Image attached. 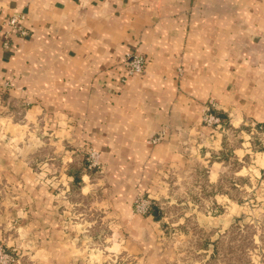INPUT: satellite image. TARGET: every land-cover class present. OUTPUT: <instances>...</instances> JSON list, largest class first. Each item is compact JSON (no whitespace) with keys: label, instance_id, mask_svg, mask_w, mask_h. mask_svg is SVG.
Instances as JSON below:
<instances>
[{"label":"crops","instance_id":"obj_1","mask_svg":"<svg viewBox=\"0 0 264 264\" xmlns=\"http://www.w3.org/2000/svg\"><path fill=\"white\" fill-rule=\"evenodd\" d=\"M17 13L29 34L6 48ZM133 53L147 58L142 76L126 75ZM209 100L217 128L203 124ZM253 124L264 125V0H0V241L33 264L87 259L75 245L89 241V199L129 243L155 222L210 231L262 205ZM88 146L102 187L85 185ZM141 191L164 211L136 215Z\"/></svg>","mask_w":264,"mask_h":264},{"label":"rangeland","instance_id":"obj_2","mask_svg":"<svg viewBox=\"0 0 264 264\" xmlns=\"http://www.w3.org/2000/svg\"><path fill=\"white\" fill-rule=\"evenodd\" d=\"M85 158L86 172L90 175L85 185L104 186L103 170L89 169ZM143 194L139 192L134 203ZM74 207L72 218L78 222L76 216L80 212ZM81 209L86 210L83 221L88 222L89 241L74 245L88 254L87 259H81L82 264H264V201L257 207L229 212L233 217L230 223H221L210 231L199 226L174 228L155 222L146 234L142 233V241L135 239L132 243H129L128 234L120 236L119 226L115 225L107 207L103 212L99 208L96 210V205L89 199L83 201ZM155 209L159 213L164 211L159 207ZM133 211L142 216L135 212L134 204ZM77 232L73 229L72 233ZM18 264L33 262L19 254Z\"/></svg>","mask_w":264,"mask_h":264},{"label":"built area","instance_id":"obj_3","mask_svg":"<svg viewBox=\"0 0 264 264\" xmlns=\"http://www.w3.org/2000/svg\"><path fill=\"white\" fill-rule=\"evenodd\" d=\"M26 20V15L24 13H17L10 17L7 21V25L10 30L4 35V47H11L9 40L12 35H19L26 37L29 34L28 29L25 27L24 22ZM126 66V75L129 76H142L146 71L147 58L142 54L133 53L130 54L125 63ZM124 81V79H123ZM9 87V84L6 85ZM216 108V104L213 100H209L205 104L202 112L203 124L209 128H217L222 124V120L217 116L213 109ZM252 130L256 132L264 131V125H251ZM162 139V136L159 135L151 140L153 144H157ZM86 162L87 166L91 170H103V166L100 162L99 153L92 147L88 146L86 148ZM155 207H159L160 210H163V207L158 206L152 198L146 196L145 194L139 196L134 203V210L142 216H148L153 213ZM19 263V254L17 248H8L4 242L0 241V264H18Z\"/></svg>","mask_w":264,"mask_h":264},{"label":"trees","instance_id":"obj_4","mask_svg":"<svg viewBox=\"0 0 264 264\" xmlns=\"http://www.w3.org/2000/svg\"><path fill=\"white\" fill-rule=\"evenodd\" d=\"M153 214H155V215L157 214V215H158V214H159V211L155 209V210L153 211Z\"/></svg>","mask_w":264,"mask_h":264}]
</instances>
